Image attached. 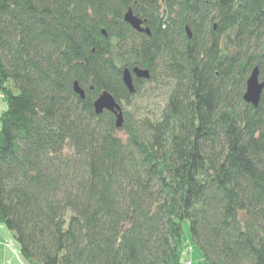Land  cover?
Listing matches in <instances>:
<instances>
[{
	"label": "trees",
	"instance_id": "16d2710c",
	"mask_svg": "<svg viewBox=\"0 0 264 264\" xmlns=\"http://www.w3.org/2000/svg\"><path fill=\"white\" fill-rule=\"evenodd\" d=\"M254 67L264 0H0V224L25 263L184 264L186 220L200 264H264ZM147 83L167 93L141 113Z\"/></svg>",
	"mask_w": 264,
	"mask_h": 264
},
{
	"label": "water",
	"instance_id": "95a60500",
	"mask_svg": "<svg viewBox=\"0 0 264 264\" xmlns=\"http://www.w3.org/2000/svg\"><path fill=\"white\" fill-rule=\"evenodd\" d=\"M124 20L130 24L134 29L138 31L144 30L148 32V29L142 28V20L135 16L130 9H128L124 14ZM187 35L190 37V31L186 27ZM133 73L137 77L148 78V72L142 69L134 68ZM122 80L129 92H134V86L132 83V76L129 70L125 69L122 74ZM264 83L258 78V69L254 67L250 72L245 84V91L243 93V100L245 102L251 103L256 106L259 102L260 95L263 89ZM74 90L80 94L81 97L84 96V91L78 86L77 82H74ZM94 110L96 113H101L103 110H108L115 115L116 126L119 127L123 122V114L121 106L116 102L113 96L107 91H103L95 99Z\"/></svg>",
	"mask_w": 264,
	"mask_h": 264
},
{
	"label": "rangeland",
	"instance_id": "374dc122",
	"mask_svg": "<svg viewBox=\"0 0 264 264\" xmlns=\"http://www.w3.org/2000/svg\"><path fill=\"white\" fill-rule=\"evenodd\" d=\"M167 88L163 85L145 84L139 94L133 99V105L140 110L141 113H151L156 111L166 98ZM127 109H130L127 107ZM182 239L187 244L185 249L186 256L184 264H200L201 253L199 248L191 240L188 223L186 220L182 223Z\"/></svg>",
	"mask_w": 264,
	"mask_h": 264
},
{
	"label": "crops",
	"instance_id": "0c3cea01",
	"mask_svg": "<svg viewBox=\"0 0 264 264\" xmlns=\"http://www.w3.org/2000/svg\"><path fill=\"white\" fill-rule=\"evenodd\" d=\"M5 108L6 102L0 97V115ZM0 264H26L18 244L2 224H0Z\"/></svg>",
	"mask_w": 264,
	"mask_h": 264
},
{
	"label": "built area",
	"instance_id": "2783aa9c",
	"mask_svg": "<svg viewBox=\"0 0 264 264\" xmlns=\"http://www.w3.org/2000/svg\"><path fill=\"white\" fill-rule=\"evenodd\" d=\"M0 97H1V95H0Z\"/></svg>",
	"mask_w": 264,
	"mask_h": 264
}]
</instances>
